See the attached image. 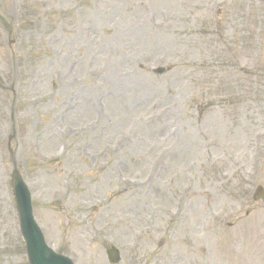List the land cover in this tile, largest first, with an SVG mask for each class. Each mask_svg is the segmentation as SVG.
I'll return each instance as SVG.
<instances>
[{"label": "rangeland", "instance_id": "obj_1", "mask_svg": "<svg viewBox=\"0 0 264 264\" xmlns=\"http://www.w3.org/2000/svg\"><path fill=\"white\" fill-rule=\"evenodd\" d=\"M14 169L75 264H264V0H0V264Z\"/></svg>", "mask_w": 264, "mask_h": 264}, {"label": "water", "instance_id": "obj_2", "mask_svg": "<svg viewBox=\"0 0 264 264\" xmlns=\"http://www.w3.org/2000/svg\"><path fill=\"white\" fill-rule=\"evenodd\" d=\"M14 191L18 203L21 231L26 244L30 264H70L64 259L54 256L45 246L42 235L31 215L30 197L20 176H13ZM264 196L263 189L258 188L255 199ZM117 252L112 249L108 251L112 263H117Z\"/></svg>", "mask_w": 264, "mask_h": 264}]
</instances>
